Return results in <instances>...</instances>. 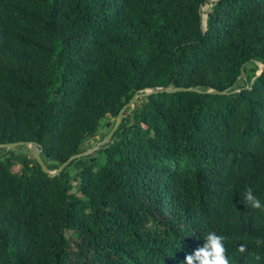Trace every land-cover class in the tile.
<instances>
[{"label":"trees","instance_id":"1","mask_svg":"<svg viewBox=\"0 0 264 264\" xmlns=\"http://www.w3.org/2000/svg\"><path fill=\"white\" fill-rule=\"evenodd\" d=\"M210 1L0 0V144L51 171L140 91H235L141 97L53 178L0 150V264H264V0Z\"/></svg>","mask_w":264,"mask_h":264},{"label":"water","instance_id":"2","mask_svg":"<svg viewBox=\"0 0 264 264\" xmlns=\"http://www.w3.org/2000/svg\"><path fill=\"white\" fill-rule=\"evenodd\" d=\"M215 0H211L209 2V4H212ZM203 15V14H201ZM264 71V64L261 65V69L260 71L257 73V77H259L262 72ZM244 75V73L242 74V76ZM256 78L253 80L252 83L255 82ZM176 92H197V93H209V94H213V95H229L231 93H234L235 91H232V89H228L225 91H219V90H209V91H201L197 88H176L174 87L172 84L167 86V87H159V88H148L145 89L143 91H140L139 93H137L131 100L130 102L121 110V112L119 113V116L117 118V122L116 125L114 126V128L112 129V131L106 135L105 137H103L100 142H98L96 144L95 147L91 148V149H87L85 152H82L80 154L74 155L72 156L66 163L62 164L57 170L55 171H51L49 170V168L46 166L43 158H42V151L43 149L36 143L33 142H17V143H10V144H0V150L5 149L7 151L9 150H18L19 147L23 146L26 148V151L33 157V159H35L38 164L41 166L42 170L44 173H46L47 175H49L51 178L58 176L59 174H61V172L75 159L84 157V156H88L91 155L93 153H95L96 151H98L102 146L104 145H108L110 143V141L112 140L115 132L118 130L119 126L122 123L123 120V115L126 109H128L129 107L134 106L135 102L137 99L141 98V97H147L150 95H155V94H160V93H176ZM100 137H98L99 139Z\"/></svg>","mask_w":264,"mask_h":264},{"label":"clouds","instance_id":"3","mask_svg":"<svg viewBox=\"0 0 264 264\" xmlns=\"http://www.w3.org/2000/svg\"><path fill=\"white\" fill-rule=\"evenodd\" d=\"M243 201L255 208L264 207V204L251 189L244 193ZM204 239L206 242L203 247L196 248L192 253L186 254L184 264H228L225 257L224 237L214 231H208L204 234Z\"/></svg>","mask_w":264,"mask_h":264},{"label":"rangeland","instance_id":"4","mask_svg":"<svg viewBox=\"0 0 264 264\" xmlns=\"http://www.w3.org/2000/svg\"><path fill=\"white\" fill-rule=\"evenodd\" d=\"M116 122L117 121L115 119H111V118L108 119V122H107L108 124L104 121L102 130H101V134L102 135H106L108 130H109L108 133H110L112 131V129L114 128V126L116 125ZM98 142H100V141L95 142L94 140H89V141L86 142V148L87 149H91V148L95 147ZM20 169H21L20 165H15L13 167L14 172H19ZM73 191H76V190L73 189Z\"/></svg>","mask_w":264,"mask_h":264}]
</instances>
